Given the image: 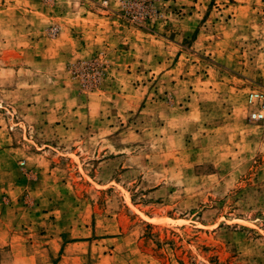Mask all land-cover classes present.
<instances>
[{
    "label": "rangeland",
    "instance_id": "rangeland-1",
    "mask_svg": "<svg viewBox=\"0 0 264 264\" xmlns=\"http://www.w3.org/2000/svg\"><path fill=\"white\" fill-rule=\"evenodd\" d=\"M124 1L146 11L96 7L156 36L171 20V42H146L165 52L154 67L111 73L106 49L68 64L83 92L117 83L87 126L110 129L109 147L26 121L7 103L23 92L0 84V264H264V125L248 101L264 91V0Z\"/></svg>",
    "mask_w": 264,
    "mask_h": 264
},
{
    "label": "crops",
    "instance_id": "crops-1",
    "mask_svg": "<svg viewBox=\"0 0 264 264\" xmlns=\"http://www.w3.org/2000/svg\"><path fill=\"white\" fill-rule=\"evenodd\" d=\"M96 2L6 0L1 3L0 84L5 85L9 97L16 91L23 92L22 100H8L7 103L23 106L26 121H47L58 129L60 136L75 139L71 142L75 141L79 148L83 147V139L78 138L103 137L105 149L110 146L105 145V137L111 135L110 129L87 126L90 121L94 125L100 120L101 101H105L110 94L108 89H113L117 83L100 93L83 92L69 76L68 64L91 58L99 50L106 49L111 73L121 72L129 65L133 67L141 58L151 61L154 67L153 62L158 64L161 53L165 54L156 48L160 38L171 42V20L166 35L156 36L128 28L126 23L103 14ZM52 24L59 25L55 36L47 32ZM146 42L156 47L146 46ZM10 151L14 148L10 147ZM4 167L0 161V169ZM10 235L8 231L6 238ZM1 239L0 245L3 244Z\"/></svg>",
    "mask_w": 264,
    "mask_h": 264
},
{
    "label": "built area",
    "instance_id": "built-area-1",
    "mask_svg": "<svg viewBox=\"0 0 264 264\" xmlns=\"http://www.w3.org/2000/svg\"><path fill=\"white\" fill-rule=\"evenodd\" d=\"M106 1L107 0H105V2ZM120 1H122L123 4L125 3V6L130 10L135 8V11L137 13H142L146 11L145 3L139 4L134 1H129V2L124 0H120ZM85 70L91 72L93 76H96L99 74L100 67L99 64L96 62L93 64H88L86 67L83 68L82 74L84 76H85ZM248 101L251 105V109L249 112V120L251 122L264 125V91L261 90L251 91L248 95Z\"/></svg>",
    "mask_w": 264,
    "mask_h": 264
}]
</instances>
